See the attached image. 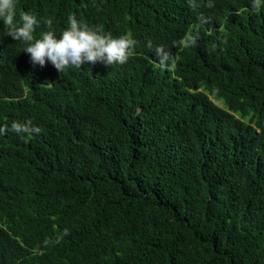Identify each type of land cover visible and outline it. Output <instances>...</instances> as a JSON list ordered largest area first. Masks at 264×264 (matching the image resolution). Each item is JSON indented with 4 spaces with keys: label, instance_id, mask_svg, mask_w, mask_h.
<instances>
[{
    "label": "trees",
    "instance_id": "obj_1",
    "mask_svg": "<svg viewBox=\"0 0 264 264\" xmlns=\"http://www.w3.org/2000/svg\"><path fill=\"white\" fill-rule=\"evenodd\" d=\"M198 3L16 0L138 41L64 74L0 21V264H264V7Z\"/></svg>",
    "mask_w": 264,
    "mask_h": 264
},
{
    "label": "clouds",
    "instance_id": "obj_2",
    "mask_svg": "<svg viewBox=\"0 0 264 264\" xmlns=\"http://www.w3.org/2000/svg\"><path fill=\"white\" fill-rule=\"evenodd\" d=\"M184 1L198 3L197 0ZM205 1L202 0L201 5L198 3L203 10ZM251 7L259 11L264 7V0H251ZM0 21L3 22L5 34L24 45L23 52L29 55L33 66L45 67L50 62L57 72L62 74L70 68L80 69L89 63L92 65L102 63L106 66L124 65L136 54L138 45V41L129 35L113 37L111 33L104 34L102 26H89L76 17L74 12L68 13V23L57 31L50 18L43 20L31 9H20L19 5L16 7V0H0ZM189 43H195L190 36L178 42L185 47ZM147 47L153 49L151 41ZM154 53L160 65L167 66L171 61V65L175 66V58L165 46L155 47ZM213 100L218 101L214 98ZM8 131L20 134L22 138L26 135L30 139L42 129L35 126L31 120H27L13 121L10 128L6 125L0 126V135Z\"/></svg>",
    "mask_w": 264,
    "mask_h": 264
},
{
    "label": "rangeland",
    "instance_id": "obj_3",
    "mask_svg": "<svg viewBox=\"0 0 264 264\" xmlns=\"http://www.w3.org/2000/svg\"><path fill=\"white\" fill-rule=\"evenodd\" d=\"M216 102H217L219 105H221V106L223 105V104H222L221 102H219V101H216Z\"/></svg>",
    "mask_w": 264,
    "mask_h": 264
}]
</instances>
